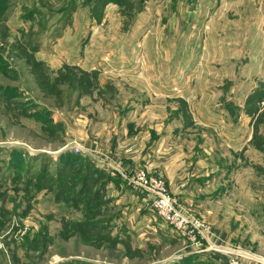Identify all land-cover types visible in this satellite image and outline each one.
<instances>
[{
    "label": "rangeland",
    "instance_id": "obj_1",
    "mask_svg": "<svg viewBox=\"0 0 264 264\" xmlns=\"http://www.w3.org/2000/svg\"><path fill=\"white\" fill-rule=\"evenodd\" d=\"M105 1L0 0V264H221L115 205L97 160L187 184L264 262V0H206L171 27L130 0L105 22ZM161 139L187 183L129 153Z\"/></svg>",
    "mask_w": 264,
    "mask_h": 264
},
{
    "label": "crops",
    "instance_id": "obj_2",
    "mask_svg": "<svg viewBox=\"0 0 264 264\" xmlns=\"http://www.w3.org/2000/svg\"><path fill=\"white\" fill-rule=\"evenodd\" d=\"M131 3H134L135 1L139 5H142L144 9H146V12H152L156 17L161 16L163 14L164 19L166 21V25L168 27L174 26V23L176 22H187L188 17L190 14H192L194 11L193 8H196L200 5H203V3L206 0H130ZM225 2H228L225 0ZM106 6V16L107 19H105V22L110 20L109 18L113 16L112 18H117V16L122 15V6L126 4L125 0H106L104 2ZM121 7V11H120ZM111 18V19H112ZM158 18V17H157ZM160 18V17H159ZM112 21V20H111ZM166 28V27H165ZM149 135V134H148ZM75 140H79L82 137L80 135H75L73 137ZM92 144V143H91ZM165 140L161 139L153 142L148 141L146 146L139 144H135L132 148H130L129 153H137V151L141 150L140 152H143V156L140 161H144L146 163V166L150 167H155V168H162V171L167 176L168 184L170 188H173L174 186L177 185V183H180V181H184L187 183L189 180V175L188 174H183L177 176V172L182 168L184 169V166L186 165V161L180 157V154L176 150H172L171 147L165 145ZM115 147V145H112ZM134 148V149H133ZM161 152V153H160ZM142 153H137L136 155L141 156ZM135 155V156H136ZM134 156V157H135ZM129 158L130 156H125V158ZM133 157V156H132ZM142 161V162H143ZM95 163L98 165V167L105 169L109 171L111 169L110 167L106 166L104 162H101L97 160ZM133 162L130 163H123L122 168L125 171L130 172V167L132 166ZM163 167H162V166ZM157 166V167H156ZM149 168V167H148ZM181 170V171H182ZM114 171V170H113ZM110 172V171H109ZM115 175L118 174L120 175V178L115 176V175H110V173L107 175L101 176V182L102 185L105 186H110L109 188L112 190V197L113 200H115V205L118 204V207L121 208L123 206V203H125L127 206H125L127 209H131V211L139 216L141 220L146 225H151V231L153 233H157L160 236L165 237L167 239L166 243L170 242H175L176 239L179 238V232L175 230L172 226L170 225H165L162 220L158 221L160 218L155 216V209L154 207L149 205L150 200L148 199L147 195L143 193L141 190L135 188L132 184H130L129 180L126 179L121 173L114 171ZM195 174H192V179L194 180L195 178L193 177ZM177 182V183H176ZM187 186V184H186ZM182 187L179 192V198L180 200L186 204L187 206L190 207V205L193 204L192 199L193 197L190 196L191 191H189V186L187 188ZM102 189V188H101ZM138 194V195H137ZM150 201V202H149ZM147 202V203H146ZM135 204V205H134ZM218 231V230H217ZM216 229L213 232L217 235V241L226 243L229 245H234L232 241L227 237V235L224 233L223 230H220L217 232ZM226 235V236H225ZM219 237V239H218ZM164 240V239H163ZM194 250V249H192ZM191 247L189 249L191 254H195L196 256L204 259L206 256H210L211 258L214 259V261L218 263H224L227 258L225 257L224 254H219L217 253L216 255L211 253V251H201V252H192ZM189 251H186L188 253ZM185 252V251H184ZM185 253V254H186ZM224 256V257H223ZM259 261V260H258ZM261 263L264 264V262Z\"/></svg>",
    "mask_w": 264,
    "mask_h": 264
},
{
    "label": "built area",
    "instance_id": "obj_3",
    "mask_svg": "<svg viewBox=\"0 0 264 264\" xmlns=\"http://www.w3.org/2000/svg\"><path fill=\"white\" fill-rule=\"evenodd\" d=\"M73 147L76 152H83L79 144H73ZM102 162L112 170L121 173L130 184L145 193L157 215L175 228L194 251L224 254L228 264H262L248 255L246 251L237 249V246L218 242L217 235L205 221L197 217L189 206L168 190L163 176L154 175L146 168H136L128 172L111 163Z\"/></svg>",
    "mask_w": 264,
    "mask_h": 264
},
{
    "label": "trees",
    "instance_id": "obj_4",
    "mask_svg": "<svg viewBox=\"0 0 264 264\" xmlns=\"http://www.w3.org/2000/svg\"><path fill=\"white\" fill-rule=\"evenodd\" d=\"M77 157L76 158H80L79 160H82V157H84V156H80V155H76ZM72 157V156H71ZM85 158V157H84ZM96 171H98L99 172V174L101 175V176H103V175H105V173L107 174H109L110 172L109 171H107V170H105V169H102V168H98L97 167V169H96ZM103 174V175H102ZM107 174V175H108ZM110 175H111V173H110ZM115 176H117V177H119L120 178V175H118V174H116Z\"/></svg>",
    "mask_w": 264,
    "mask_h": 264
}]
</instances>
